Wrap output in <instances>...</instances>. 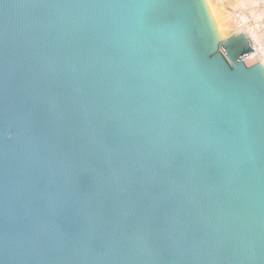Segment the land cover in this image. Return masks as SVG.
<instances>
[{
  "label": "water",
  "instance_id": "obj_1",
  "mask_svg": "<svg viewBox=\"0 0 264 264\" xmlns=\"http://www.w3.org/2000/svg\"><path fill=\"white\" fill-rule=\"evenodd\" d=\"M226 36L208 0H0V264H264V66Z\"/></svg>",
  "mask_w": 264,
  "mask_h": 264
},
{
  "label": "built area",
  "instance_id": "obj_2",
  "mask_svg": "<svg viewBox=\"0 0 264 264\" xmlns=\"http://www.w3.org/2000/svg\"><path fill=\"white\" fill-rule=\"evenodd\" d=\"M233 21V31L231 30L230 35L244 34L250 40L251 47L254 51L249 54V56L246 55L242 57L240 61L242 62L255 56L260 63L264 62V0H262L259 7L251 11L250 14L234 16Z\"/></svg>",
  "mask_w": 264,
  "mask_h": 264
},
{
  "label": "rangeland",
  "instance_id": "obj_3",
  "mask_svg": "<svg viewBox=\"0 0 264 264\" xmlns=\"http://www.w3.org/2000/svg\"><path fill=\"white\" fill-rule=\"evenodd\" d=\"M221 15L222 24L227 32L226 38L231 33L234 16L250 14L259 7L262 0H209ZM245 2V3H244ZM233 31V30H232ZM225 38V39H226Z\"/></svg>",
  "mask_w": 264,
  "mask_h": 264
},
{
  "label": "bare ground",
  "instance_id": "obj_4",
  "mask_svg": "<svg viewBox=\"0 0 264 264\" xmlns=\"http://www.w3.org/2000/svg\"><path fill=\"white\" fill-rule=\"evenodd\" d=\"M209 1V0H208ZM211 1H209V3H210ZM245 3V2H244ZM211 4V3H210ZM212 5V4H211ZM212 7L214 8V10H215V12H216V14L218 15V17H219V19H220V21H221V19H222V17H221V15L219 14V12L217 11V9L212 5ZM222 22V21H221ZM236 31V30H235ZM238 31V30H237ZM226 38V37H225ZM225 38H223L222 40H224ZM249 56V55H248ZM263 65H264V62H261Z\"/></svg>",
  "mask_w": 264,
  "mask_h": 264
}]
</instances>
